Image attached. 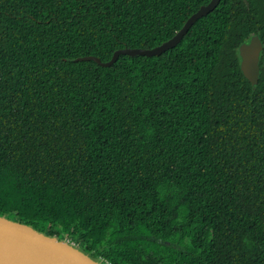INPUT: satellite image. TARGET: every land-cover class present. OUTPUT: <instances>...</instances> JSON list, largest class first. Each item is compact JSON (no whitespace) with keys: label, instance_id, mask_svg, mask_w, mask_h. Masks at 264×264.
I'll return each instance as SVG.
<instances>
[{"label":"trees","instance_id":"obj_1","mask_svg":"<svg viewBox=\"0 0 264 264\" xmlns=\"http://www.w3.org/2000/svg\"><path fill=\"white\" fill-rule=\"evenodd\" d=\"M0 0V215L111 264H264V0Z\"/></svg>","mask_w":264,"mask_h":264},{"label":"water","instance_id":"obj_2","mask_svg":"<svg viewBox=\"0 0 264 264\" xmlns=\"http://www.w3.org/2000/svg\"><path fill=\"white\" fill-rule=\"evenodd\" d=\"M222 0H211L202 6L185 23L183 28L170 40L153 49H122L115 52L113 58L103 62L100 58L89 56L76 59L77 62L94 61L102 67H112L122 55L132 57L160 56L177 47L188 35L192 27L202 18L216 10ZM249 7L248 0H244ZM264 43L259 34L252 35L248 43L241 45V70L256 91L260 80V57ZM0 264H106L94 259L78 246L50 236L20 221L0 215Z\"/></svg>","mask_w":264,"mask_h":264},{"label":"built area","instance_id":"obj_3","mask_svg":"<svg viewBox=\"0 0 264 264\" xmlns=\"http://www.w3.org/2000/svg\"><path fill=\"white\" fill-rule=\"evenodd\" d=\"M65 241H68L69 243H72L73 245L78 246L81 249L85 250L84 245H83L82 242H79V241L72 242L71 240H65ZM99 259H101L102 261H104L106 264H111L110 262L105 261L102 257H99Z\"/></svg>","mask_w":264,"mask_h":264},{"label":"rangeland","instance_id":"obj_4","mask_svg":"<svg viewBox=\"0 0 264 264\" xmlns=\"http://www.w3.org/2000/svg\"><path fill=\"white\" fill-rule=\"evenodd\" d=\"M13 218L18 220L15 216H13ZM64 240H71L72 242H74L76 239H74V238H72V237L67 235V236L64 237Z\"/></svg>","mask_w":264,"mask_h":264},{"label":"flooded vegetation","instance_id":"obj_5","mask_svg":"<svg viewBox=\"0 0 264 264\" xmlns=\"http://www.w3.org/2000/svg\"><path fill=\"white\" fill-rule=\"evenodd\" d=\"M249 2V1H248ZM246 4V3H245ZM248 7V6H247ZM260 35V34H259ZM261 38V37H260ZM262 40V39H261ZM264 43V42H263ZM263 52H264V50L262 51V53H261V56H262V54H263ZM260 64H261V57H260Z\"/></svg>","mask_w":264,"mask_h":264}]
</instances>
